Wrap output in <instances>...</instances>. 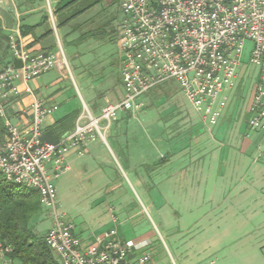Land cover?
<instances>
[{
	"label": "built area",
	"instance_id": "1",
	"mask_svg": "<svg viewBox=\"0 0 264 264\" xmlns=\"http://www.w3.org/2000/svg\"><path fill=\"white\" fill-rule=\"evenodd\" d=\"M117 42L118 71L123 96L107 104L99 120L90 117L59 143L41 140L42 119L50 110L32 104L34 119L20 130L7 121L3 103L18 95L16 83L26 86L55 67L54 57L32 53L16 34L8 36L10 62L0 71V173L8 183L36 191L41 207L51 219L44 240L59 264H153L146 243L122 241L115 229L94 242L82 241L74 226L57 210L54 182L67 170L69 151L82 154L89 139L102 137L98 122L110 123L118 111L135 114L138 99L149 90L173 82L192 109L205 122L217 125L223 110L217 98L234 87L244 43L253 44L250 65L259 71L248 108L247 127L264 133V0H119ZM14 60L22 63L15 68ZM92 121H94L92 123ZM96 136L93 135V133ZM12 249L0 242V258Z\"/></svg>",
	"mask_w": 264,
	"mask_h": 264
},
{
	"label": "crops",
	"instance_id": "2",
	"mask_svg": "<svg viewBox=\"0 0 264 264\" xmlns=\"http://www.w3.org/2000/svg\"><path fill=\"white\" fill-rule=\"evenodd\" d=\"M90 1L93 0H0V8L12 17L10 31L4 29V22L0 18L2 33L7 36L18 35L27 50L50 54L56 61L52 72L26 84L31 94L25 93L24 84L18 81V95H8L4 101L5 117L14 127L23 130L32 123V104L35 101L40 103L42 109L50 110L42 119V130L75 111L79 115L77 101L67 95L64 86L61 87L62 80L59 76L54 79L60 67L58 56L62 45V57L73 73L72 84L78 86L75 88L79 100L88 113L93 116L94 113L100 114V0L79 16L67 20ZM48 4L49 11L46 9ZM21 31H28V34L21 36ZM82 35L86 37L79 44H74ZM9 60L6 55L0 61V70ZM116 60L118 69V57ZM122 96L120 86L118 102ZM75 127L74 122L63 136L73 132ZM205 130L209 133L207 136ZM215 130L196 127L192 144L200 146L208 143L211 146L212 154L216 156L212 159L214 170L219 172H202L199 156L187 158L178 142L166 144L161 152H156L154 158L147 154L140 156L139 164L150 167L145 173L146 177L148 175L158 179L156 185L149 189L144 178L135 174L131 156H124L121 149L116 147L121 158L124 156L122 161L127 166L126 169L134 173L135 187L140 189L144 197L146 215L138 211L137 216L143 215L145 227L141 230L137 225L132 224L131 227L119 222L113 214V207L108 203L103 204L110 213L109 221L104 227L99 231H92L77 229L72 224L74 234L82 241L91 243L108 230L115 229L122 241L146 243L145 251L151 255L153 264H163L169 258L173 264H264V133L246 134V129L243 130L242 126L232 130L230 125L219 126L216 132ZM0 133L2 137L4 131ZM93 141L94 139L86 141L82 154L69 151L65 158L66 171L85 170L89 163L86 159L89 157L99 163L100 143ZM111 152L115 156L114 151ZM103 159L109 161L107 155ZM167 212L185 213L182 218L191 220L186 231L207 218L211 227L223 228L225 231L221 237H208L198 245L197 241L191 240L184 249L172 238V228L164 215ZM154 213L157 221L153 219ZM180 217L181 215L179 222L182 220ZM231 229L239 231L232 236ZM0 264L11 263L7 258H0Z\"/></svg>",
	"mask_w": 264,
	"mask_h": 264
},
{
	"label": "rangeland",
	"instance_id": "3",
	"mask_svg": "<svg viewBox=\"0 0 264 264\" xmlns=\"http://www.w3.org/2000/svg\"><path fill=\"white\" fill-rule=\"evenodd\" d=\"M118 1H100V28L105 26V30L109 34L108 39L100 40L101 83L100 102H98L100 104V114L107 104L118 102L120 86L122 87L119 81L116 60L118 57V18L120 14ZM46 9L50 10L49 4ZM59 42L62 44L61 40ZM6 44H9V39L8 42L0 44V51ZM252 49L253 44L246 41L242 49L241 65L237 71L238 78L234 87L224 91L217 98L215 104H222L223 110L215 127H209L205 120L192 109L173 82L166 83L160 88L151 89L139 97L138 101L142 105L139 112L132 114L118 111L110 123L100 120L98 126L102 137L97 136L94 139L95 143H100V161L98 163V160L96 161V159L89 157L86 159L89 163L85 170L80 168V170L71 169L70 171H63L59 175L54 182L57 211L64 213L65 220L72 223L77 229L99 231L109 221L110 213L103 206V204L109 203L113 207V214L118 218L119 222H124L126 226L131 227L133 226L132 224L137 225L142 230V227H145L143 215H146L144 197L140 189L135 187L134 173L126 169L127 166L122 161V158L128 154L131 156L130 161L134 166V171H136L135 174L144 178L146 187L149 189L156 185L158 179L155 177L150 178L148 175L146 177L145 173L150 170V167L139 164L140 156L147 154L148 157L152 156L154 158L156 152H161L166 144L178 142L180 150L183 148V154L187 158L199 156L202 172L205 171L207 174L219 172V170H214L212 159L216 156H213L211 146L208 143L200 146L192 144L193 131L196 127L214 131L219 126L230 125L232 130L242 126L243 130L246 129V134H253L247 128L249 119L248 108L255 85L258 82L259 71L249 63ZM59 50L58 62L60 67L57 71L58 75L54 79L59 76L62 80L61 87L64 86L67 89V95L74 98L79 105L80 112L75 124L82 117L83 120L80 125L88 127L90 117L99 120L100 114L94 113L95 116H93L83 107V103L79 100L75 88H78V86L75 83V86L72 84L73 73L62 57L63 45ZM53 69L46 74L52 72ZM102 105L104 106L102 107ZM92 133L96 136L94 132ZM208 134L207 130H205V136ZM116 147L121 149V153H124L122 158ZM111 150L114 151L116 157ZM106 155L109 161L103 159ZM217 155L219 156V154ZM190 166L197 167L195 164H190ZM138 211H142L143 215L137 216ZM164 215L167 224L172 228V238L184 249H186L185 245L191 240L197 241L198 245L200 241H204L208 237H221L225 231L223 228L211 227L208 218L186 231L187 226L191 224V220L186 221L182 218L186 215L185 213L167 212ZM180 215L182 220L179 222L178 218ZM133 216L135 217L132 218ZM152 216L157 221L155 213ZM33 223L35 225V233L41 236H44L51 227V219L47 213L45 216L40 214L35 217ZM238 231V229L230 230L232 236H235ZM155 232L158 237L156 230ZM161 244L163 245L162 241ZM166 261L163 264H173L170 258L168 262Z\"/></svg>",
	"mask_w": 264,
	"mask_h": 264
},
{
	"label": "trees",
	"instance_id": "4",
	"mask_svg": "<svg viewBox=\"0 0 264 264\" xmlns=\"http://www.w3.org/2000/svg\"><path fill=\"white\" fill-rule=\"evenodd\" d=\"M97 1L93 0L84 4L67 20L79 16L82 12L96 5ZM26 34H28V31H21V36ZM84 36L86 37V35L80 36L74 44H79ZM108 38L109 34L105 30V26L101 27L100 40ZM3 42H8V36L2 33V27L0 26V44ZM0 53L1 62L6 55L10 59L7 44ZM77 115L78 111H75L60 119L54 125L44 128L41 140L51 144L59 143L61 137L72 128ZM0 131H4L1 118ZM40 214L45 216L46 211L40 205L38 193L24 186L8 183L0 173V242L11 247V253L6 255L11 264H59L58 258L45 243V235L41 236L35 233L33 220Z\"/></svg>",
	"mask_w": 264,
	"mask_h": 264
},
{
	"label": "water",
	"instance_id": "5",
	"mask_svg": "<svg viewBox=\"0 0 264 264\" xmlns=\"http://www.w3.org/2000/svg\"><path fill=\"white\" fill-rule=\"evenodd\" d=\"M0 18L4 22V29L10 31L12 29V17L3 9L0 8ZM13 65L15 68H21L22 63L19 60H14Z\"/></svg>",
	"mask_w": 264,
	"mask_h": 264
},
{
	"label": "bare ground",
	"instance_id": "6",
	"mask_svg": "<svg viewBox=\"0 0 264 264\" xmlns=\"http://www.w3.org/2000/svg\"><path fill=\"white\" fill-rule=\"evenodd\" d=\"M94 121H92V123H93Z\"/></svg>",
	"mask_w": 264,
	"mask_h": 264
}]
</instances>
